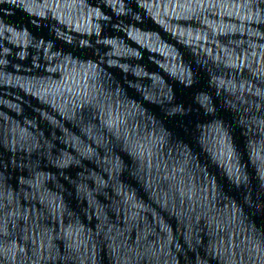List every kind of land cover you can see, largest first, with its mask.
Instances as JSON below:
<instances>
[{
    "label": "water",
    "instance_id": "95a60500",
    "mask_svg": "<svg viewBox=\"0 0 264 264\" xmlns=\"http://www.w3.org/2000/svg\"><path fill=\"white\" fill-rule=\"evenodd\" d=\"M0 264H264V0H0Z\"/></svg>",
    "mask_w": 264,
    "mask_h": 264
}]
</instances>
